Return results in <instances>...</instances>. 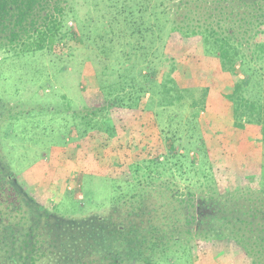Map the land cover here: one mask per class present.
Instances as JSON below:
<instances>
[{
  "label": "trees",
  "instance_id": "trees-1",
  "mask_svg": "<svg viewBox=\"0 0 264 264\" xmlns=\"http://www.w3.org/2000/svg\"><path fill=\"white\" fill-rule=\"evenodd\" d=\"M89 1L83 21L73 0H0V55L87 43L113 80L74 121L113 138L108 112L149 113L164 154L126 163L127 192L106 214L67 218L31 198L0 152V264H192L193 243L221 242L264 264V187L211 165L198 118L212 87L181 86V58L167 55L170 41H193L190 55L220 70L233 130L264 139V0ZM11 110L0 102V126Z\"/></svg>",
  "mask_w": 264,
  "mask_h": 264
},
{
  "label": "rangeland",
  "instance_id": "rangeland-1",
  "mask_svg": "<svg viewBox=\"0 0 264 264\" xmlns=\"http://www.w3.org/2000/svg\"><path fill=\"white\" fill-rule=\"evenodd\" d=\"M89 4L73 0L83 21ZM68 26L75 28L70 21ZM193 44L172 40L167 55L181 58V86L212 87L198 118L211 165L237 168L238 186L264 187V139L233 130L229 104L214 88L220 70L212 58L191 56ZM62 45L28 54L18 52L20 47L0 55V102L12 108L0 126V152L27 194L47 211L67 218L106 214L115 195L127 192L126 163L161 156L164 148L149 113L108 112L117 132L113 138L74 121L78 109L103 104L99 88L113 77L103 74L107 64L87 43L77 39ZM202 244L193 243L192 264H248L224 242Z\"/></svg>",
  "mask_w": 264,
  "mask_h": 264
}]
</instances>
